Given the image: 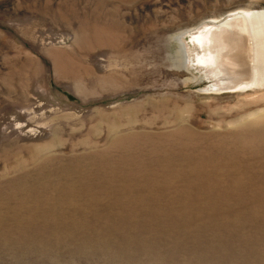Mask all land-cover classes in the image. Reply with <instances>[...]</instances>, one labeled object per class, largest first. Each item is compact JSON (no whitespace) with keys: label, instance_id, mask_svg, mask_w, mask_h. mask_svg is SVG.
Here are the masks:
<instances>
[{"label":"rangeland","instance_id":"1","mask_svg":"<svg viewBox=\"0 0 264 264\" xmlns=\"http://www.w3.org/2000/svg\"><path fill=\"white\" fill-rule=\"evenodd\" d=\"M245 11L0 0V264H264V87L192 66L191 33Z\"/></svg>","mask_w":264,"mask_h":264},{"label":"bare ground","instance_id":"2","mask_svg":"<svg viewBox=\"0 0 264 264\" xmlns=\"http://www.w3.org/2000/svg\"><path fill=\"white\" fill-rule=\"evenodd\" d=\"M190 38L197 58L192 66L218 93L264 87V11L232 13L220 23L203 25ZM174 40L180 67L186 68L192 62L189 48L182 35Z\"/></svg>","mask_w":264,"mask_h":264}]
</instances>
